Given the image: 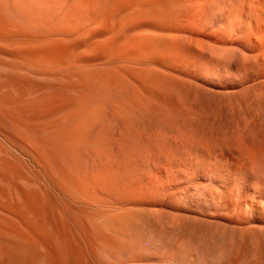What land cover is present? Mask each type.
Listing matches in <instances>:
<instances>
[{
    "label": "bare ground",
    "instance_id": "bare-ground-1",
    "mask_svg": "<svg viewBox=\"0 0 264 264\" xmlns=\"http://www.w3.org/2000/svg\"><path fill=\"white\" fill-rule=\"evenodd\" d=\"M0 6L24 22L19 29L0 14V40L60 55L79 51L60 65L71 76L60 79L69 91L65 111L44 117L34 101L0 98V264H264V0H0ZM83 54H100L101 61L91 64ZM143 63L165 68L170 103L176 81L188 99L193 79L202 80L198 128L207 136L200 144L217 147L228 170L249 166L243 193L221 179L195 185L211 204L201 216L213 221L204 243L216 247L212 260L194 244L204 227L183 225L178 207L157 204L156 193H133L154 172L163 175L165 161L148 154L143 166L122 169L134 145L150 143L149 115L120 79L122 68ZM223 102L227 108L244 102L255 112L241 139L244 153L211 131L205 109L218 112ZM114 149L125 156L92 174L89 152Z\"/></svg>",
    "mask_w": 264,
    "mask_h": 264
},
{
    "label": "rangeland",
    "instance_id": "rangeland-1",
    "mask_svg": "<svg viewBox=\"0 0 264 264\" xmlns=\"http://www.w3.org/2000/svg\"><path fill=\"white\" fill-rule=\"evenodd\" d=\"M8 8V6H0V14L22 29L23 19L13 11H11L12 14L11 9ZM25 34L29 37L27 33ZM13 43L0 40V98L20 100L18 102L25 103L34 101L35 105L37 103V106L33 108L34 112L45 113L44 117L49 118L68 109L70 104L64 97L69 91L60 79L63 82L70 81L71 76L68 73H62L60 67L65 64L69 56L75 57L79 51L65 52L60 55L47 50L38 51L37 47L32 46L30 42ZM83 55L82 59L88 57V62L90 61L91 64L101 61L100 54ZM133 66L136 68L134 69ZM121 70V82L128 90H133L132 92L140 103H143L144 110L150 119L148 130L144 132L150 143L148 142L149 144L144 147L139 144L134 145L128 153V160L122 163V169L130 171L134 166L137 168L143 166L147 161L148 154L150 161H165L164 164L167 165V170L163 175L154 172L150 177V182L138 185L133 193H156L157 204H171L178 207L177 211L182 216L183 225L201 226V229L204 227L196 235L194 244L199 248L201 257L212 260L216 257V247L212 244L211 246L204 245V243L212 235L209 229H213L214 225L213 221L201 216L205 210L211 208V204L205 194L201 190H197L196 186L201 180L208 184L214 182L215 179H221L230 185L235 193H243L248 184L249 166L237 163L228 170L221 166V153L217 147H210L211 150H214L211 151L209 148L210 154L206 153L208 150L200 144L207 136L198 128L199 122L202 120L200 116L204 114L201 107V95L206 84L202 80L193 79V84L187 91L188 99L184 96L186 89L179 81H176V103L174 104L168 100L164 67L143 63L131 64ZM176 76L181 77L180 74ZM209 79L210 83L215 81L212 75L209 76ZM224 87L222 89L229 88L226 85ZM205 110L213 135L229 141L244 153L246 147H243L241 139L244 132L249 131L252 127L255 112L244 102H240L234 108H227L223 102L218 112L208 108ZM188 125L191 127L188 128ZM142 148L143 150H141ZM122 150L89 152L90 155L92 154L90 156V172L92 171L91 173L94 174L110 169L113 163L116 164L125 156V151ZM247 152L244 155L249 160L250 156ZM178 190H182L179 197L176 195Z\"/></svg>",
    "mask_w": 264,
    "mask_h": 264
}]
</instances>
